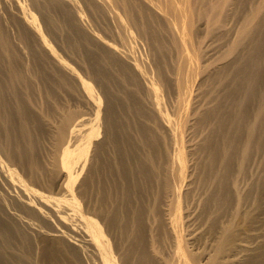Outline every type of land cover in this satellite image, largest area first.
<instances>
[{"label":"bare ground","instance_id":"1","mask_svg":"<svg viewBox=\"0 0 264 264\" xmlns=\"http://www.w3.org/2000/svg\"><path fill=\"white\" fill-rule=\"evenodd\" d=\"M190 3L0 0V264H264V8L209 68Z\"/></svg>","mask_w":264,"mask_h":264},{"label":"rangeland","instance_id":"2","mask_svg":"<svg viewBox=\"0 0 264 264\" xmlns=\"http://www.w3.org/2000/svg\"><path fill=\"white\" fill-rule=\"evenodd\" d=\"M190 2L192 3V7H191V9H192L191 14L192 15H191V17L193 18V19L191 18L192 25L190 24V28H192V30L190 29V32H191L190 36H191V38L193 37L192 39L194 40L195 44H197L196 49H198V47H199L198 53L201 55L200 58L204 60V63L209 62L210 65L211 64L213 65L215 63L216 65L214 64L213 66H218V65H220L226 61L231 60L235 56V54L238 53V51H239L238 48H237L238 51L236 49V52L233 53V48H235V47L233 46V48H232V45H233L234 41H235V43H237L236 41H237V39H239V37L241 38L242 36L246 35L245 32L247 30L246 28L248 27L247 23L250 22L252 19V18H249V17H251L250 13L252 12L251 15L254 14L253 12H254L255 8H256L255 14L258 12L257 9L259 10V9L264 8L263 7L264 6L263 0H190ZM191 3H190V5H191ZM263 10H260V11H263ZM0 11L3 12V10L1 8H0ZM85 12L86 11H84V13ZM263 12H259L260 16L262 15ZM259 14L258 13L256 14L257 15L256 18L258 17ZM82 15L85 16V14H83V13H82ZM84 16H82V18L85 19L84 22L86 23V26H87L89 23V21L87 22V20L89 18H87V20H86L87 16H85V17ZM253 16L254 15H252V17ZM83 19H80V21H81L80 23H82V24L84 23L82 21ZM253 21H255V20H253ZM38 22H41V21H39V19H38ZM85 23L83 24L84 29L86 28ZM82 24H81V26H82ZM249 25H250V23H249ZM87 28L90 29V30L86 29V31L88 30V32L92 30L90 28V26H88ZM64 30H61V31L64 32ZM61 31L59 30L58 35L62 34V36H63V33ZM65 33L66 32H64V34ZM241 39L243 40V38H241ZM51 40H52L51 41L52 45L55 48L60 47L62 49V47H63V49L64 48L66 49V50H64V52L66 51L65 53L63 52V49H62L63 53L58 49V51L60 52V54H62V56L64 58H66L68 60H72V61L77 60L73 63H76L79 61L80 62V63L78 62L79 65L85 64L82 60H80V59L78 60V58H75L76 55H74V52L69 50L66 46H63V44H62L63 42L60 39L52 37ZM139 40L140 39L138 38L139 44L137 43L136 48L143 47L144 51L141 50V48L140 49L138 48L139 51H142L141 53H143V52L148 53V51H146L148 49V47L145 45L146 43L145 42L141 43L140 41H142V40H140V41ZM235 43H234V45H235ZM230 45H231V48H230ZM144 47L146 49H144ZM214 48H215V50H214ZM231 49H232V51H231ZM70 51H71V53H69ZM234 51H235V49H234ZM135 52L137 54V50ZM148 54L145 55V53H143L142 56L145 55V56L150 58V56H148ZM70 55H71V57H70ZM137 55L140 56L141 54H137ZM147 57H146V59H147ZM74 58H75V60H74ZM144 58H143V60H144ZM205 59H206V61H205ZM146 61L149 62L150 60L147 59ZM78 63H76V64L78 65ZM207 63H206V67L208 68L209 65ZM83 65H81V67H84ZM212 65L209 68H212ZM197 76H196L195 83L198 82L199 78H200L199 76H198L199 78ZM161 89H160L161 94H163L165 91H164V89H162V90ZM164 94H166V93H164ZM163 96H162V98H163ZM165 97L166 96H164V98ZM166 99H167V97H166ZM163 100L164 99H162V101ZM164 102H165V100H164ZM81 109L86 110L87 108L84 107V109H83V107H82ZM35 239L37 240V237H35Z\"/></svg>","mask_w":264,"mask_h":264}]
</instances>
